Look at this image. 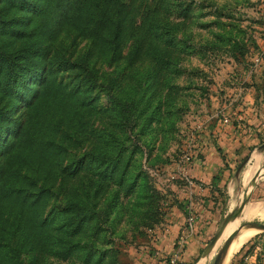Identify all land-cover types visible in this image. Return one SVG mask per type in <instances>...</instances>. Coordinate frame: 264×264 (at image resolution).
Listing matches in <instances>:
<instances>
[{
  "label": "rangeland",
  "instance_id": "rangeland-1",
  "mask_svg": "<svg viewBox=\"0 0 264 264\" xmlns=\"http://www.w3.org/2000/svg\"><path fill=\"white\" fill-rule=\"evenodd\" d=\"M154 1L129 0L133 8L146 3L156 11L157 26L146 28L143 50L129 65L126 56L134 38L123 43L119 59L109 62L98 49L88 52L89 41L67 26L36 32V44L46 51V69L50 65L56 70V62L63 59L68 65L79 64L86 55L91 72L88 76L74 68L54 73L47 69L42 83L52 81L53 86L32 109L6 97L0 100L1 107L10 108L14 117L20 114L28 124L16 152V178L0 205V234L10 235L19 210L22 221L28 219L31 225L20 229L14 264H81L58 261L50 249L65 236V204L87 191L100 214L104 243L97 247L105 249L109 242L116 251L115 264H197L232 220L253 227L264 224V215L245 216L249 207L264 210V0H165V7L157 9ZM16 14L21 16L11 11L6 16ZM27 18L24 15L23 21ZM33 40L0 34V48L10 52ZM115 99L136 110L138 117L129 126H120L123 116ZM116 140L125 155L113 179H102L94 159L112 163ZM126 164L127 192L115 185ZM202 167H210L213 175L203 179L193 173ZM215 186L220 191L216 206L204 205L202 196L191 193L198 187L207 190L208 198ZM25 192L40 194L37 215L28 214L21 199ZM182 217L184 236L194 234L200 220L197 246L166 254L162 244ZM43 220L50 226L40 237L45 242L33 246V240L30 245L29 236L41 240L36 225ZM90 228L91 223L81 235L83 241L91 236ZM263 235L259 230L248 245ZM15 240L10 238L9 248ZM226 240L216 243L204 264H215ZM5 255L0 264H7L9 252ZM223 262L224 257L217 264Z\"/></svg>",
  "mask_w": 264,
  "mask_h": 264
},
{
  "label": "trees",
  "instance_id": "trees-1",
  "mask_svg": "<svg viewBox=\"0 0 264 264\" xmlns=\"http://www.w3.org/2000/svg\"><path fill=\"white\" fill-rule=\"evenodd\" d=\"M164 1L155 0L153 8L157 9L160 5L164 8ZM166 2L167 0L165 4ZM150 9V6L146 3L142 7L135 6L133 8V6H130L129 0H0V34H11L20 36V38H34L29 45L21 49L7 52L0 48V100L6 97L7 101L14 102L15 105L32 109L34 107L33 102L53 86L52 81L42 83L44 78L46 79L47 77V69H51V72L54 73L74 68L83 71L89 76L91 70L86 66V61H84L86 55L80 58L81 62L79 64L72 63L68 65L69 61L63 59L56 62V70L53 71L50 65H47L48 68L46 69V64L43 62L46 57V51L43 45L36 44V32H41L42 34L52 33L59 26H67L75 30L78 36L84 37L89 41L88 52L98 49L99 52L107 57L109 62L119 59L123 43L129 38H134V44L126 56L127 65H129L143 50L148 38L146 28L153 29V27H157L154 21L156 11L154 12ZM9 11L19 13L21 16L18 14L6 16ZM24 15H29V18L25 21H23ZM137 15H139L138 21L135 20ZM21 25L31 26L25 31L19 29ZM161 52L163 53L164 51L161 50ZM51 65L53 66L52 63ZM62 67L63 69H60ZM40 84L41 88L38 89ZM35 85H37L36 88H34ZM114 103L123 116V120L119 122L121 127L129 126L131 121L138 117L136 110L132 106H128V102L115 99ZM19 117L20 114L14 117L10 108L0 106V205L4 201V193L8 192L9 183L13 178H16V152L28 132V124L19 119ZM110 143L108 141V144ZM119 143V140H116L113 144L115 146L112 145L111 147L112 150L117 149L112 163H110L111 161H100L99 158L94 159V163L97 164L98 161L102 168L98 172L100 178H112L115 173L114 169L125 155L126 151L118 147ZM102 154L105 159L107 150H103ZM126 169L127 164L117 174L115 185L127 192L130 185L124 179ZM196 183L201 185L200 182ZM218 192H220L219 188L215 186L210 191L208 198L206 195H201V201L204 205L209 202L216 206L218 203ZM91 194V191H87L81 198L65 204L61 223L65 229V236L59 240V245L57 243L53 250L50 249L52 258L61 262L77 261L81 264H115L116 251L109 247V242H105L104 246H108L105 249L97 247V244L103 245L104 242H102L103 237H100L102 232L100 227L101 220H99L100 214L97 212L96 203H91ZM30 195H32L33 199H29L28 196ZM21 199L24 202L26 201V207L30 209V211L27 209L28 214L37 215L40 208V194L25 192ZM56 215L57 213L53 217ZM22 216L23 211L20 212L19 210L10 235L0 234V239H5L6 241L5 243L0 241V263L6 260V252H9L7 264H14L16 261L17 252L20 250V229L26 228L29 230V227H31L28 219L22 221ZM90 223L91 236L83 241L81 235ZM36 228L37 231L39 230L37 234H39L40 238L44 235L43 229L47 231L50 226L43 220L40 221L39 225H36ZM35 235L29 236L26 234L32 239L28 242L30 245L33 240V246L39 241L45 242V238L35 240ZM11 237L16 238L13 248H9ZM234 239L235 235L227 239L225 244H229ZM223 248L219 249L218 254L221 253ZM244 249L245 247L241 251ZM43 252L45 251L43 250Z\"/></svg>",
  "mask_w": 264,
  "mask_h": 264
},
{
  "label": "crops",
  "instance_id": "crops-1",
  "mask_svg": "<svg viewBox=\"0 0 264 264\" xmlns=\"http://www.w3.org/2000/svg\"><path fill=\"white\" fill-rule=\"evenodd\" d=\"M193 173L195 175H201V177L203 179H205L206 175H210V174H211V176L213 175L210 167L209 168L208 167L207 168L202 167L199 172L196 173L193 171ZM199 179H201V178H199ZM205 191H207V190H200L198 187H193L191 193L194 195H197V196H201V195H205V193H206ZM231 191L232 190L230 188V192ZM249 208H252V207H249ZM257 209L263 210L261 208H257ZM263 212H264V210L262 211V214L261 215L259 214V215L263 216L264 215ZM257 215L258 214H256V216ZM245 216H246V212H245ZM253 216H255V215H253ZM183 221H184V218L180 221H174L175 226L171 228L170 232H168V236H166L165 242H163V244H162L163 245L162 247L164 248V252H166V254H170V253L172 254L173 252H175L176 249H182L183 253H184V251L185 252L186 251H193V249H195V247L197 246V241H196V239H194V237L198 233V226L197 225H198L200 220L197 221L198 223L195 222L194 234H185V236H184V232H185L184 230L185 229H182ZM232 223H237L236 228L232 231V232H234L240 226L239 225L240 222L237 219H235V220H232L231 222H229L228 224L230 225ZM228 224L226 225L227 227L229 226ZM225 227L221 233L220 238L216 242L217 244L221 240L228 238V235L226 237L223 236L224 235L223 232H225V230H226ZM246 228H248V229H246ZM199 229H200V227H199ZM244 230H254L255 234H253V236H251V238L249 240L244 242L242 244V246L239 249H237L236 252H234L231 256H229V252H230L231 247L238 241L239 237L241 236V234ZM241 231L239 232L237 237L234 239L235 242L233 240L234 243L232 242V244L228 248V251L226 252L227 254L224 256L223 264H264V235L262 237L259 236V238L257 239L256 242L253 241L248 245V243L251 241V239L259 232V230L253 226H245L244 228L241 229ZM230 234H232V233H230ZM197 238L200 239L201 236H199ZM181 239H182V241H179ZM215 245H214V247H215ZM214 247L209 249V246H208V248H206V250H205L206 254L203 255L202 259H204V257H206V255H207L208 258H205V259L208 260L213 253ZM243 247H245V249L243 251H241V249ZM179 261L182 262L183 260L179 259ZM205 261H204V263H205ZM152 262H153V264H158L155 261H152ZM159 264H162V263H159Z\"/></svg>",
  "mask_w": 264,
  "mask_h": 264
},
{
  "label": "bare ground",
  "instance_id": "bare-ground-1",
  "mask_svg": "<svg viewBox=\"0 0 264 264\" xmlns=\"http://www.w3.org/2000/svg\"><path fill=\"white\" fill-rule=\"evenodd\" d=\"M257 208H249V209H247L246 217L249 218V217H251L253 215H256V214H258V215L260 214L261 215L263 210H259ZM226 227H225V229H226L225 232H223L224 233V235H223L224 237H226L227 235L229 236V234L232 233V231L236 228V224L232 223L227 228ZM246 229H248V228H246ZM253 234H255L254 230H244L242 232L241 236L239 237L238 241L231 247L230 252H229V256H231L234 252H236L237 249H239L244 242H246L247 240H249L251 238V236H253ZM234 242H235V240H234ZM212 247H214V246H209V249H211ZM205 258H208L207 255H206V257H204V259L200 260L197 264H203L204 261L206 260Z\"/></svg>",
  "mask_w": 264,
  "mask_h": 264
},
{
  "label": "water",
  "instance_id": "water-1",
  "mask_svg": "<svg viewBox=\"0 0 264 264\" xmlns=\"http://www.w3.org/2000/svg\"><path fill=\"white\" fill-rule=\"evenodd\" d=\"M245 226H251V225H240L239 227H238V229L236 230V231H234V232H232V234H230L229 236H228V238L227 239H229L230 237H232L233 235H235V238L237 237V235L239 234V232L241 231V229L242 228H244ZM256 229H258V230H264V224H261V225H259L258 227H255ZM224 229V228H223ZM223 229H222V231H223ZM222 231H221V233H222ZM221 233L218 235V236H216L212 241H211V243L209 244V246H214V244H216V242L218 241V239L220 238V236H221ZM232 242L233 241H231L229 244H225V246H223L224 248H223V250L221 251V253H219L218 254V256H217V258H216V260H215V264H217L225 255H226V252L228 251V248L230 247V245L232 244Z\"/></svg>",
  "mask_w": 264,
  "mask_h": 264
},
{
  "label": "built area",
  "instance_id": "built-area-1",
  "mask_svg": "<svg viewBox=\"0 0 264 264\" xmlns=\"http://www.w3.org/2000/svg\"><path fill=\"white\" fill-rule=\"evenodd\" d=\"M172 262V261H171Z\"/></svg>",
  "mask_w": 264,
  "mask_h": 264
}]
</instances>
